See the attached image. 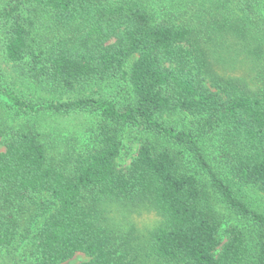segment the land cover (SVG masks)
<instances>
[{
	"label": "trees",
	"instance_id": "1",
	"mask_svg": "<svg viewBox=\"0 0 264 264\" xmlns=\"http://www.w3.org/2000/svg\"><path fill=\"white\" fill-rule=\"evenodd\" d=\"M244 2L197 20L145 0L0 5V55L25 87L0 72L13 121H0V250L16 241L19 207L47 193L56 207L35 234L34 264L78 252L83 264H264V213L240 192L264 193V12ZM71 113L96 119L60 163L40 120ZM178 115L191 124L169 122ZM127 130L137 147L121 167ZM128 201L160 215L146 237L108 223V207ZM219 206L237 218L225 230Z\"/></svg>",
	"mask_w": 264,
	"mask_h": 264
},
{
	"label": "rangeland",
	"instance_id": "2",
	"mask_svg": "<svg viewBox=\"0 0 264 264\" xmlns=\"http://www.w3.org/2000/svg\"><path fill=\"white\" fill-rule=\"evenodd\" d=\"M7 0H0V5ZM245 0H145L150 6L154 7L160 15L165 17L175 16L178 20L198 18H209L206 14L217 12V5L226 4L228 7L234 8L239 12V7L243 5ZM253 3L252 8L256 12H264L261 6V0H246ZM237 48L236 44L230 47ZM223 48H218L217 52H222L224 57L231 60L230 53ZM216 57V55H215ZM224 58V59H227ZM236 58L234 63H238ZM220 63L219 65H222ZM0 72L6 83L8 82L14 89L22 91L24 86L18 82L12 64L3 59L0 55ZM5 84V83H4ZM6 85V84H5ZM69 95H64L67 98ZM96 117L91 113H71L64 115H55L43 117L40 121V131L42 140L48 148L49 155L56 158L60 163L64 161V157L71 147H83L86 143L85 136L87 130L95 121ZM192 117L190 115H178L169 118V122H178L183 127L191 124ZM0 121L11 126L13 124L11 114L8 108V102L0 92ZM138 134L133 130H127L124 134V152L118 158L117 163L121 167H126L131 158L135 154L137 147ZM72 145V146H71ZM4 150V145L0 142V151ZM244 197L264 213V193L254 188H244L240 191ZM56 203L47 193H41L34 197L30 203L23 204L18 209L19 216V234L16 241L9 249L0 250V264H34L35 258L33 254V240L42 221L53 212ZM108 223L123 237L126 234L133 233L135 235H148L160 223V215L153 206L145 201L141 202H114L108 207ZM218 211L223 216V228L225 230L229 225H234L237 218L232 217L224 207L219 206ZM226 240L223 235L222 243ZM221 245L217 249L220 252ZM89 257L84 253H76L73 257L60 264H83Z\"/></svg>",
	"mask_w": 264,
	"mask_h": 264
}]
</instances>
